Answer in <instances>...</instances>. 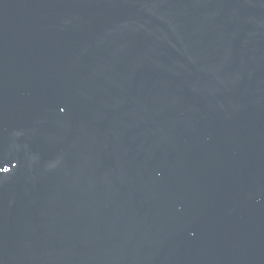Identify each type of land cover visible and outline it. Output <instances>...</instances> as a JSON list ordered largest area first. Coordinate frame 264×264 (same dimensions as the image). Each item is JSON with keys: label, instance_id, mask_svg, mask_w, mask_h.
Listing matches in <instances>:
<instances>
[{"label": "water", "instance_id": "water-1", "mask_svg": "<svg viewBox=\"0 0 264 264\" xmlns=\"http://www.w3.org/2000/svg\"><path fill=\"white\" fill-rule=\"evenodd\" d=\"M0 264H264V0H0Z\"/></svg>", "mask_w": 264, "mask_h": 264}]
</instances>
